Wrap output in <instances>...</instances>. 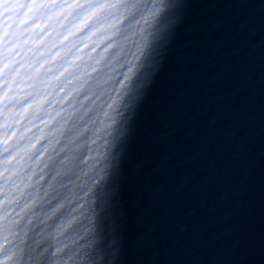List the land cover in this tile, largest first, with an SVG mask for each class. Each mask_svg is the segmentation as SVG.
Wrapping results in <instances>:
<instances>
[{"label": "water", "instance_id": "obj_1", "mask_svg": "<svg viewBox=\"0 0 264 264\" xmlns=\"http://www.w3.org/2000/svg\"><path fill=\"white\" fill-rule=\"evenodd\" d=\"M3 2L0 0V7ZM165 2L173 3V8H166L152 28L144 25L155 35L134 84L136 102L108 136L97 129L102 127L103 112L127 71L125 62L135 51L138 36L133 35L136 29L129 27L149 14L147 9L158 0H125L116 12L123 19L118 34L95 52H91L93 44L83 53L87 57L91 52L87 66L95 65L97 71L61 92L63 83L73 78L66 77L33 121L39 127H33L28 137H35L43 128L45 140L19 165L17 183L23 179L31 186L21 183L24 194L12 205V219L19 222L5 233L8 240L0 250L4 264H173L210 132L235 0ZM92 26L73 39H82ZM107 34L99 33L93 39ZM109 43L116 47L96 65ZM75 52L73 49L66 59ZM81 72L77 69L73 76ZM102 79L107 83H100ZM81 83V92L63 104L59 102ZM36 84L37 89H28L33 95L20 107L38 98L39 80ZM49 109L51 116L57 111L60 116L44 128L41 121L50 118L45 115ZM6 120L0 106V140L8 131ZM29 126L28 119L13 125L21 132ZM106 140L109 144L105 147ZM29 142L26 138L19 146ZM50 143L54 146L44 153ZM41 156L43 162L37 165ZM93 164L96 167L89 171ZM101 169V177H97ZM29 175L31 181H27ZM90 186L87 212L77 211L87 202L81 198ZM33 200L31 210L22 218L15 215ZM61 204L55 215H49ZM73 216H80V221L63 235L54 236L57 225H64ZM88 227L91 235L81 239ZM90 241L91 247H86ZM60 248L64 251L58 253Z\"/></svg>", "mask_w": 264, "mask_h": 264}, {"label": "snow or ice", "instance_id": "obj_2", "mask_svg": "<svg viewBox=\"0 0 264 264\" xmlns=\"http://www.w3.org/2000/svg\"><path fill=\"white\" fill-rule=\"evenodd\" d=\"M124 2L125 0H83V2L81 0H75V2H70V0H5L2 3V7H0V106L7 114L4 128L8 131L3 133V139L0 140V156L3 157V161L0 163V238H2L0 239V250L4 248L5 242L8 240L5 233L19 222V219H12V205L17 204L24 194L20 184L23 183L25 187L31 186L23 179L17 183L15 178L19 175V165L25 156L33 153L45 140L43 128L35 137H28L27 133L32 132L33 127H39V125H33V121L39 118L43 106L49 102V98L52 96V91H55L66 77L72 76L73 78L67 79L63 83V87L60 88L61 92L68 89L74 81H83L85 76H91L97 71L95 65L89 69L87 61L92 59L91 52H95L96 48L103 45L105 41L112 40L118 34L123 19L117 16L116 12ZM173 6L174 4L171 2L166 3L165 0H158V3L154 4L151 9H147L146 12L149 14L141 16L133 25V28L136 29L133 35L138 36L135 51L125 62L127 71L124 72L115 90L116 94L112 96L103 112L105 119L100 122L102 127L97 129V132H103L105 137L111 133L117 121L123 119L128 108L136 102L132 96L134 84L139 81L155 35L149 29L144 28V25H150L152 28L153 23L163 11L166 8L172 9ZM90 26H92L91 30L82 39H73ZM62 29L65 30L63 33ZM102 32L109 34L101 36L99 40L93 39ZM50 37L51 39H49ZM93 44L95 47L85 57L83 55L85 49ZM77 45L81 46L77 48ZM42 46L43 51L37 52V49ZM115 47L116 45L109 43L104 52L100 54L99 59L96 60V65H99L104 59L105 53ZM53 49L58 50L53 53ZM73 49H76L75 54L71 55L70 59H66ZM30 53L31 55H29ZM33 57L36 58L33 59ZM42 57L46 58L41 59ZM45 68L46 71H44ZM77 69H82L81 75L73 76ZM42 76L44 78H41ZM37 80H39V88L35 95L38 98L20 107L22 101L33 95V92L28 89H37ZM82 89L83 83L68 91L59 102L63 104L69 101L74 93H79ZM45 92L47 94H44ZM122 108L123 111H121ZM51 112L52 109H49L45 113L50 118L41 121L44 128L52 125L56 117L60 116L59 111L55 113V116H51ZM26 119L30 126L23 132L19 127H13V125H20ZM26 138L30 142L19 146L20 142L25 141ZM92 143H96V140H93ZM108 144L109 141L106 140L105 147ZM53 146L50 143L43 149V152L47 153ZM89 159L94 158L90 157ZM14 162L16 166H13ZM42 162L43 156L38 157L35 163L39 165ZM94 167H96L95 164L89 171H92ZM102 171L101 169L97 173V177H101ZM32 178V175H29L27 181H31ZM96 182L94 181L93 185ZM91 191L92 186L88 188V192L81 199L87 201L88 193ZM14 193L16 194L14 195ZM33 203L34 200L24 204L15 215L22 218L31 210ZM88 203V201L81 203L77 211L87 212ZM61 207L63 205L53 210V215ZM80 219V216L70 218L60 226L62 229L60 235H63ZM91 232L92 229L88 227L81 239L87 238ZM70 243H74V241H70ZM91 243L90 241L86 247H91ZM64 247L67 248L68 245ZM63 251L64 248L57 249L58 253ZM79 251H83V249ZM0 264H4V261L0 260Z\"/></svg>", "mask_w": 264, "mask_h": 264}, {"label": "clouds", "instance_id": "obj_3", "mask_svg": "<svg viewBox=\"0 0 264 264\" xmlns=\"http://www.w3.org/2000/svg\"><path fill=\"white\" fill-rule=\"evenodd\" d=\"M177 3H179V0H178V2ZM129 29L130 30H133L134 28H133V26H130L129 27ZM100 83H107V81L106 80H101L100 81ZM101 94H103V92H101ZM60 173H58V175H59ZM82 175H83V173H82ZM78 190V189H77ZM69 195H72V193H69ZM63 203V202H62ZM62 205V204H61ZM60 205H57V207H59ZM86 211H87V209H86ZM49 215H53V212H51V213H49ZM62 231V229H61V227L59 226V225H57V227H56V229H55V233H54V236H60V232ZM57 243H59V241H56Z\"/></svg>", "mask_w": 264, "mask_h": 264}]
</instances>
